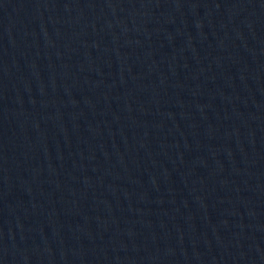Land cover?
Segmentation results:
<instances>
[{
  "label": "water",
  "instance_id": "1",
  "mask_svg": "<svg viewBox=\"0 0 264 264\" xmlns=\"http://www.w3.org/2000/svg\"><path fill=\"white\" fill-rule=\"evenodd\" d=\"M0 264H264V0H0Z\"/></svg>",
  "mask_w": 264,
  "mask_h": 264
}]
</instances>
